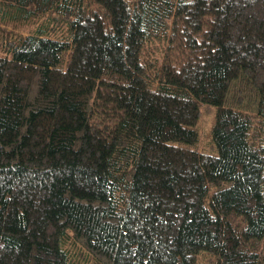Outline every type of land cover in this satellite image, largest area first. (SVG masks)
<instances>
[{"label": "trees", "instance_id": "obj_1", "mask_svg": "<svg viewBox=\"0 0 264 264\" xmlns=\"http://www.w3.org/2000/svg\"><path fill=\"white\" fill-rule=\"evenodd\" d=\"M262 245L264 0H0V264Z\"/></svg>", "mask_w": 264, "mask_h": 264}, {"label": "rangeland", "instance_id": "obj_2", "mask_svg": "<svg viewBox=\"0 0 264 264\" xmlns=\"http://www.w3.org/2000/svg\"><path fill=\"white\" fill-rule=\"evenodd\" d=\"M211 119H212V112L209 111H205V114L203 115V118L199 124V128H200V146L204 147L207 145V141L209 139V129L211 126ZM264 245H262V257H261V264H264Z\"/></svg>", "mask_w": 264, "mask_h": 264}]
</instances>
